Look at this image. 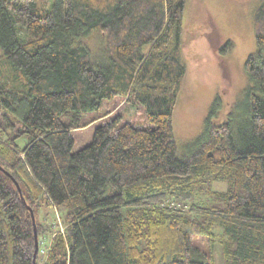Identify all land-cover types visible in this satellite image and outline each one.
Wrapping results in <instances>:
<instances>
[{
	"label": "trees",
	"instance_id": "1",
	"mask_svg": "<svg viewBox=\"0 0 264 264\" xmlns=\"http://www.w3.org/2000/svg\"><path fill=\"white\" fill-rule=\"evenodd\" d=\"M186 1L0 0V47L16 70L0 62V165L23 191L0 168V264H215L218 245L224 264H264V0L251 85L222 123L218 96L180 150ZM127 102L150 124L120 123ZM98 120L74 150V130Z\"/></svg>",
	"mask_w": 264,
	"mask_h": 264
},
{
	"label": "rangeland",
	"instance_id": "2",
	"mask_svg": "<svg viewBox=\"0 0 264 264\" xmlns=\"http://www.w3.org/2000/svg\"><path fill=\"white\" fill-rule=\"evenodd\" d=\"M260 3L261 0L186 1L184 23L188 30L190 29L195 34V37L183 46V58L187 63L188 73L184 78V85L173 114L174 135L180 150H184L202 133L205 128V120L218 96L222 99L223 108L220 111V116L214 120L216 123H222L228 117V112L244 97L245 89L251 85L245 62L250 54L258 50L256 35H254L253 11ZM210 21L218 34L216 45L211 43V40L214 41L216 36L214 39H212L213 36L208 37L209 31H211L208 25ZM228 40L233 41L234 48L228 54H220V44ZM1 61L2 67L3 64L8 66L4 67L3 75H6L5 73H8L9 70H15L2 55L0 47ZM19 73L21 74V72ZM21 83L22 78L19 77L16 84L22 89ZM105 104L110 107L112 101L106 100ZM115 111L120 114V123L130 121L138 126L150 124L141 104L127 102L119 109L116 108ZM101 123L102 120H98L79 130H74L73 149L78 150L91 143L95 128ZM16 142L20 148L24 147L27 135H20L16 138ZM215 186L225 189L227 182H217ZM47 210L48 208L45 212ZM50 211L53 212L54 209L51 208ZM124 211H126V207ZM59 213V211L56 213L58 219ZM59 224V228L63 232L65 226L63 221ZM52 236H45L43 242L49 244ZM204 242L203 238L195 237V244L204 247ZM214 257L215 264H224L221 246L218 245L216 248Z\"/></svg>",
	"mask_w": 264,
	"mask_h": 264
},
{
	"label": "water",
	"instance_id": "3",
	"mask_svg": "<svg viewBox=\"0 0 264 264\" xmlns=\"http://www.w3.org/2000/svg\"><path fill=\"white\" fill-rule=\"evenodd\" d=\"M0 168L2 170H4L8 175H10L11 178H13V180H14V182L16 184V187L19 189V192L21 193V196L23 197V191H22V188H21V186L19 184V181L16 180V178L13 177V175H11V173L8 170H6L3 167H1V165H0ZM30 210L32 211V220L34 221V232H35V243H36V248H35V253H34L35 254V259L34 260L36 261L37 252H38V249H39L38 232H37V221H35V214H34L33 210L31 208H30ZM34 264H36V263L34 262Z\"/></svg>",
	"mask_w": 264,
	"mask_h": 264
}]
</instances>
